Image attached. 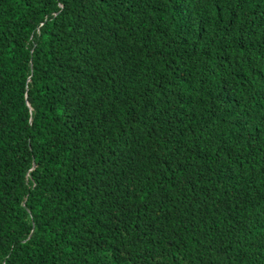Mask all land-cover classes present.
<instances>
[{"label": "trees", "instance_id": "trees-1", "mask_svg": "<svg viewBox=\"0 0 264 264\" xmlns=\"http://www.w3.org/2000/svg\"><path fill=\"white\" fill-rule=\"evenodd\" d=\"M0 264H264V0H0Z\"/></svg>", "mask_w": 264, "mask_h": 264}]
</instances>
